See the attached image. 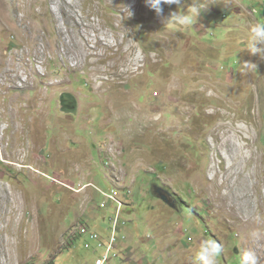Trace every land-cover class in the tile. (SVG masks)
<instances>
[{
  "label": "rangeland",
  "instance_id": "obj_1",
  "mask_svg": "<svg viewBox=\"0 0 264 264\" xmlns=\"http://www.w3.org/2000/svg\"><path fill=\"white\" fill-rule=\"evenodd\" d=\"M258 22L264 0H0V264H95L113 189L127 225L107 264H192L205 240L218 264H264Z\"/></svg>",
  "mask_w": 264,
  "mask_h": 264
},
{
  "label": "clouds",
  "instance_id": "obj_2",
  "mask_svg": "<svg viewBox=\"0 0 264 264\" xmlns=\"http://www.w3.org/2000/svg\"><path fill=\"white\" fill-rule=\"evenodd\" d=\"M145 3L148 7L155 10L158 16H163L164 5L171 6L175 4L178 7L181 6V0H145ZM168 20H174L175 23L180 25L190 26L194 23L195 17L186 16L179 12H173ZM242 49H246L250 56H259L261 60H264V22L254 23L250 26L246 46ZM257 68V63L251 60H245L240 64L239 71L247 74ZM128 249L131 248L129 247ZM222 251L223 247L220 242L215 240H205L200 244L192 264H218V258ZM118 256L119 249L117 253V257ZM113 258H115V256H113ZM240 264H260V257L257 255L256 250L251 248L245 250L242 253Z\"/></svg>",
  "mask_w": 264,
  "mask_h": 264
},
{
  "label": "built area",
  "instance_id": "obj_3",
  "mask_svg": "<svg viewBox=\"0 0 264 264\" xmlns=\"http://www.w3.org/2000/svg\"><path fill=\"white\" fill-rule=\"evenodd\" d=\"M105 193L106 196L111 197L113 199H115L118 202V207L116 210V215L115 217H113V223L111 224L112 227V234L111 237L108 238V241H105L103 236H101L99 233L97 232H90V237L92 239H99L100 241V247L106 248V252H105V256L102 258L97 259L96 264H107L108 261H110V259L115 256L117 257V252L119 249V239H118V233H121L123 231V228L127 225V221H123L121 222V216H122V210L121 208L125 205L121 200H119V198L116 197V190L113 189L112 193ZM80 232L81 233H89V229L87 227H80ZM125 238V237H124ZM117 250V252L115 251ZM114 252V253H113Z\"/></svg>",
  "mask_w": 264,
  "mask_h": 264
},
{
  "label": "flooded vegetation",
  "instance_id": "obj_4",
  "mask_svg": "<svg viewBox=\"0 0 264 264\" xmlns=\"http://www.w3.org/2000/svg\"><path fill=\"white\" fill-rule=\"evenodd\" d=\"M64 101L65 102L69 101L70 103H72V100L70 98H68V96L64 97ZM73 106H74V104H73ZM150 183H151L150 184V191H151V186L153 184H155V185L159 184L160 186L164 187L165 189H168L173 194V195L172 194L169 195L170 200L177 206V208L182 209V199L174 191H172L170 188H168L167 186H165L161 182H159V180H157L156 177L155 178H151Z\"/></svg>",
  "mask_w": 264,
  "mask_h": 264
},
{
  "label": "water",
  "instance_id": "obj_5",
  "mask_svg": "<svg viewBox=\"0 0 264 264\" xmlns=\"http://www.w3.org/2000/svg\"><path fill=\"white\" fill-rule=\"evenodd\" d=\"M166 190V191H165ZM151 192L154 196H156L157 198L162 199L163 201H165L166 203H168L170 206L177 208V206L170 200L169 195H171L172 193L161 187L159 184L155 185L153 184L151 186ZM173 195V194H172Z\"/></svg>",
  "mask_w": 264,
  "mask_h": 264
}]
</instances>
